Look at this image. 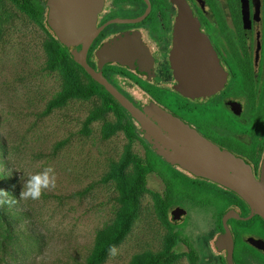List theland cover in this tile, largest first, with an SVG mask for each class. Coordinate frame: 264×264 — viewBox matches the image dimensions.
I'll return each instance as SVG.
<instances>
[{"label": "rangeland", "instance_id": "1", "mask_svg": "<svg viewBox=\"0 0 264 264\" xmlns=\"http://www.w3.org/2000/svg\"><path fill=\"white\" fill-rule=\"evenodd\" d=\"M49 40L39 22L9 0H0V189L16 200L6 209L12 224L9 236L0 225V264H87L98 231L116 218L122 181L113 178V166L124 157L129 139L123 131L108 132L113 112L91 118L103 100L100 94L60 98L66 71L48 65ZM77 72L82 83L90 81L79 66ZM133 150L145 153L140 142ZM50 165L57 174L55 189L45 190L36 201L21 200V177L27 180ZM133 171L132 164L125 168L129 176ZM168 171L173 187L188 190L185 204L194 220L185 230L196 226L210 237L213 214L222 202L208 185L184 175L179 181L176 171ZM163 182L160 174L152 173L148 187L163 195ZM169 223L157 199L145 192L129 231L113 245L117 254L108 251L101 264H133L166 251L174 232ZM179 245L190 249L184 242ZM193 247L196 264H221L210 251ZM173 264L193 262L184 255Z\"/></svg>", "mask_w": 264, "mask_h": 264}, {"label": "flooded vegetation", "instance_id": "2", "mask_svg": "<svg viewBox=\"0 0 264 264\" xmlns=\"http://www.w3.org/2000/svg\"><path fill=\"white\" fill-rule=\"evenodd\" d=\"M186 1L185 16L195 26L198 24L225 78L214 95L197 100L179 90L172 51L175 27L183 14L174 0H102L95 20L97 33L87 45L86 61L168 135L170 129L150 105L173 114L219 149L244 161L255 183L263 188L261 201L264 203V0ZM188 32L186 26L184 33ZM64 44L83 72L96 81L76 59L83 52L84 42L74 46ZM108 45L111 57H103ZM98 85L103 90L99 93L101 96L105 93L111 97ZM142 131L148 139L146 131L143 128ZM174 168L208 185L222 202L213 214L210 229L213 234L207 237L203 228L191 226L190 231L185 230L187 223L194 220L185 204L189 199L188 190L174 193L175 206L169 212L179 213L184 209L187 215L176 224L167 217L173 230L191 239H184L182 234L184 245L195 252V245L200 252L206 249L221 264H230L229 248L225 245L219 251L211 244L217 235L228 233L235 264H264V216L253 208L249 199L227 185Z\"/></svg>", "mask_w": 264, "mask_h": 264}, {"label": "water", "instance_id": "3", "mask_svg": "<svg viewBox=\"0 0 264 264\" xmlns=\"http://www.w3.org/2000/svg\"><path fill=\"white\" fill-rule=\"evenodd\" d=\"M174 1L183 14V18L175 27L172 51L179 90L187 96L204 100L219 91L225 78L220 72L218 60L213 56L215 54L213 48L198 24L195 26L193 20L185 16L187 1ZM44 2L47 6L48 23L60 40L67 42L70 46L80 41L84 42L83 52L77 56V61L135 118L146 131L148 140L161 152L169 164L188 174L222 183L233 191L242 193L249 199L253 208L264 216V203L261 201L262 186L255 183L244 161L219 149L198 131L183 124L173 114L156 105H150L152 111L170 129L171 134L168 135L142 110L135 107L123 93L111 85L101 71H95L87 63L86 49L97 33L95 20L101 10L102 0H44ZM186 26L189 27L187 35L184 33ZM110 51V45L106 46L103 57H111ZM180 211L178 213L171 210L168 213L171 223L176 224L187 215L184 209ZM211 244L219 251H222L226 245L227 249L229 248L230 264H235L230 234L217 235L211 240Z\"/></svg>", "mask_w": 264, "mask_h": 264}, {"label": "trees", "instance_id": "4", "mask_svg": "<svg viewBox=\"0 0 264 264\" xmlns=\"http://www.w3.org/2000/svg\"><path fill=\"white\" fill-rule=\"evenodd\" d=\"M11 4L15 5L18 10L25 13L29 18L39 22L45 27L49 34L50 40L46 47L49 53L48 65L55 69L60 68L61 71H66V80L64 91L60 94L61 99L68 97H90L95 93H100L98 83L92 79L86 84L82 83L79 73L77 72V64L75 58L70 55L65 47V44L53 28L49 25L47 19V6L44 0H9ZM78 65V66H77ZM102 102L97 106L91 114L94 120L104 116L107 113L113 112L115 119L106 124L109 133H116L123 131L130 144L127 146L126 153L120 163L115 162L113 169V178L120 182V199L117 207L116 218L113 222L97 233L95 248L87 257V264H101L105 261L109 249L118 243L125 234L129 231L133 220L139 213L140 197L145 192H151L157 199L161 211L168 218L170 207L176 202L174 193L177 190H182L179 187H173L171 172L169 169L176 171V178L181 181L182 174L169 164L159 151L148 142L142 127L138 124L135 118L130 115L112 96L102 94ZM140 142L145 148V153L134 152L133 144ZM132 164L134 171L129 176L125 172V168ZM152 173H158L164 180L165 189L164 194H160L158 190H152L148 187V179ZM111 173H109L110 175ZM118 177V178H117ZM172 179V178H171ZM8 205L0 207V225L4 233L9 236L11 221L7 219L8 214L6 209ZM8 223H6V222ZM173 228V224L169 223ZM179 232L174 230L169 240V247L164 252L157 254H150L148 257L136 259L133 264H173L175 261L183 257L185 254L189 256L193 264L197 263V255L193 249L186 253L181 250L180 242L183 238Z\"/></svg>", "mask_w": 264, "mask_h": 264}, {"label": "clouds", "instance_id": "5", "mask_svg": "<svg viewBox=\"0 0 264 264\" xmlns=\"http://www.w3.org/2000/svg\"><path fill=\"white\" fill-rule=\"evenodd\" d=\"M23 184L22 190L19 194L21 200H39L43 196L45 190L55 189L57 186V174L53 166H48L42 171L36 172L28 176L27 180H24V177H21ZM16 203V200L13 199L9 193L0 189V207L5 204L11 206ZM110 255H116L117 249L115 246L109 249Z\"/></svg>", "mask_w": 264, "mask_h": 264}]
</instances>
